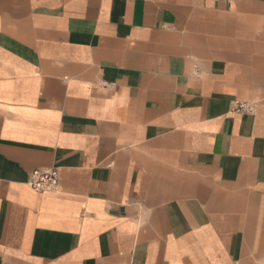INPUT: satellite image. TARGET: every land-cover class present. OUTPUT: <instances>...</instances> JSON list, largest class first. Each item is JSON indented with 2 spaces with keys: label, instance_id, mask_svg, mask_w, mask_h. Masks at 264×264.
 Wrapping results in <instances>:
<instances>
[{
  "label": "crops",
  "instance_id": "obj_1",
  "mask_svg": "<svg viewBox=\"0 0 264 264\" xmlns=\"http://www.w3.org/2000/svg\"><path fill=\"white\" fill-rule=\"evenodd\" d=\"M0 264H264V0H0Z\"/></svg>",
  "mask_w": 264,
  "mask_h": 264
},
{
  "label": "built area",
  "instance_id": "obj_2",
  "mask_svg": "<svg viewBox=\"0 0 264 264\" xmlns=\"http://www.w3.org/2000/svg\"><path fill=\"white\" fill-rule=\"evenodd\" d=\"M257 104L248 101H234L231 111L234 113L253 115ZM29 186L36 192H54L59 187V173L56 168L48 170H35L31 173Z\"/></svg>",
  "mask_w": 264,
  "mask_h": 264
}]
</instances>
